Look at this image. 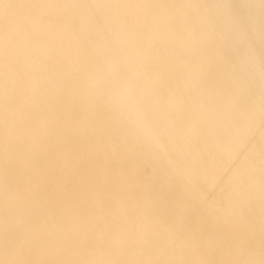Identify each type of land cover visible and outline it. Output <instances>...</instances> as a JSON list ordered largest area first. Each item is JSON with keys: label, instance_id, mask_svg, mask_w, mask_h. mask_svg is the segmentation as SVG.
Listing matches in <instances>:
<instances>
[{"label": "snow or ice", "instance_id": "6c2138e0", "mask_svg": "<svg viewBox=\"0 0 264 264\" xmlns=\"http://www.w3.org/2000/svg\"><path fill=\"white\" fill-rule=\"evenodd\" d=\"M257 88L264 127V0H0V264H264V137L207 209L138 162L251 125Z\"/></svg>", "mask_w": 264, "mask_h": 264}, {"label": "bare ground", "instance_id": "6f19581e", "mask_svg": "<svg viewBox=\"0 0 264 264\" xmlns=\"http://www.w3.org/2000/svg\"><path fill=\"white\" fill-rule=\"evenodd\" d=\"M233 4H242L246 0H231ZM258 4L259 0H255ZM259 15V9H256ZM257 44V73H258ZM240 101L244 103L246 94L240 91ZM257 115L251 124H242L228 135L213 137L202 135L194 138L180 152L172 149L176 159V168H169L163 159H157L148 153L138 158L139 164L149 163L155 171L158 182L171 184L188 193L190 199L200 209H207L219 201L222 192L229 186L238 165L248 156L253 147L257 149L264 137V127L258 112L259 91L257 88ZM223 126V121H220ZM243 222L251 229L249 237L256 244V256L259 258L260 208H259V162L256 166V200L252 207L245 205L241 216ZM210 226L218 227L215 218L210 217ZM228 258V257H225Z\"/></svg>", "mask_w": 264, "mask_h": 264}]
</instances>
